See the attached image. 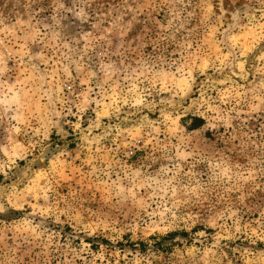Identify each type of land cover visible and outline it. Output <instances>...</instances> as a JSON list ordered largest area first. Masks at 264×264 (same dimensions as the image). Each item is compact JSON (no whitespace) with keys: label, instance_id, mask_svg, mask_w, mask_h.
Masks as SVG:
<instances>
[{"label":"rangeland","instance_id":"obj_1","mask_svg":"<svg viewBox=\"0 0 264 264\" xmlns=\"http://www.w3.org/2000/svg\"><path fill=\"white\" fill-rule=\"evenodd\" d=\"M0 264H264V0H0Z\"/></svg>","mask_w":264,"mask_h":264}]
</instances>
